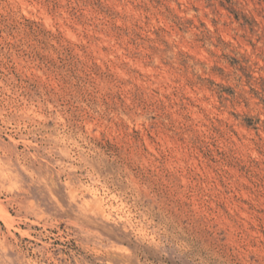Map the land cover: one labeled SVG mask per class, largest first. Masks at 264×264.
Here are the masks:
<instances>
[{"label":"rangeland","instance_id":"rangeland-1","mask_svg":"<svg viewBox=\"0 0 264 264\" xmlns=\"http://www.w3.org/2000/svg\"><path fill=\"white\" fill-rule=\"evenodd\" d=\"M0 264H264V0H0Z\"/></svg>","mask_w":264,"mask_h":264},{"label":"bare ground","instance_id":"bare-ground-1","mask_svg":"<svg viewBox=\"0 0 264 264\" xmlns=\"http://www.w3.org/2000/svg\"><path fill=\"white\" fill-rule=\"evenodd\" d=\"M100 199V198H99ZM104 203V202H103ZM105 206V205H104ZM98 208L101 210V211H103L104 212V209H103V207H102V204L101 203H99L98 204Z\"/></svg>","mask_w":264,"mask_h":264}]
</instances>
